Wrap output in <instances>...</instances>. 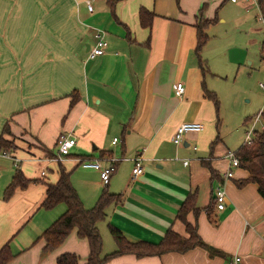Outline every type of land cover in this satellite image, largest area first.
I'll list each match as a JSON object with an SVG mask.
<instances>
[{
	"label": "crops",
	"instance_id": "0c3cea01",
	"mask_svg": "<svg viewBox=\"0 0 264 264\" xmlns=\"http://www.w3.org/2000/svg\"><path fill=\"white\" fill-rule=\"evenodd\" d=\"M242 2L120 0L112 13L107 0H0V138L16 147L2 151L10 157L0 156V249L9 244L13 254L7 264H56L65 253L86 263L89 245L76 230L49 253L39 240L58 219L37 215L44 210L46 183L59 179L60 164L72 171V184L86 209L95 206L105 188L121 196L101 222L118 228L130 242L158 244L169 230L188 237L178 215L195 196L198 212L189 210L186 221L211 250L198 247L141 259L123 255L106 264H234L236 258L239 264H264V199L257 184L239 185L249 173L233 168L226 158L241 146L222 153L219 139L212 148L220 138V120L219 107L208 97L213 93L208 86L210 37L196 52L198 23L203 18L218 23L221 7ZM142 9L153 13L150 28L141 25ZM99 31L108 45L103 56L91 60L88 54ZM177 83L186 87L182 97L174 93ZM187 122L202 123L204 129L176 145V129ZM6 125L9 135L3 134ZM63 135L75 138L76 145L64 161H52ZM139 156L144 173L134 181ZM110 157L128 160L118 163L108 186L98 171L78 162L107 163ZM228 170L232 177L225 180ZM18 172L38 181L6 199ZM218 181L227 192L222 211L213 200ZM62 208L64 214L66 206Z\"/></svg>",
	"mask_w": 264,
	"mask_h": 264
},
{
	"label": "trees",
	"instance_id": "16d2710c",
	"mask_svg": "<svg viewBox=\"0 0 264 264\" xmlns=\"http://www.w3.org/2000/svg\"><path fill=\"white\" fill-rule=\"evenodd\" d=\"M120 0H107L111 7L112 13L116 3ZM260 17L264 22V0H256ZM140 22L144 28H150L153 19V13L142 9L140 11ZM214 20L202 19L198 25V45L196 52L199 54L209 40V35L206 33L207 27L215 22ZM262 57L264 60V42L262 43ZM201 67L205 70L206 63L201 62ZM208 97L214 102L216 108L219 107V102L213 93L208 92ZM75 100L72 102V105ZM264 122V110L262 112ZM4 135L11 134L10 128L6 125L3 130ZM255 139L253 142L244 143L236 152V156L240 162V168L249 173V176L239 181L240 186H245L250 183L258 185V192L264 199V130L255 131ZM218 139L212 144V148L219 141ZM16 147L13 143L6 140L3 136L0 138V152L12 151ZM212 177L217 175L212 171ZM72 171H68L63 165H59V179L56 183H46V196L41 205L44 210H51L60 204L66 206V211L62 214L40 237L45 245L43 251L46 253L55 251L59 248L68 236L76 230L79 239L87 240L89 245V255L85 264H106L110 260L123 255H134L137 258H145L151 256H161L166 253H186L194 248L210 247L201 239L197 232V227L190 225L186 221V215L189 210L198 209L193 205L195 196L189 197L179 211V218L186 224L188 237L169 230L164 239L158 243H148L144 241L130 242L125 235L116 227L110 225L109 231L112 235L117 249L107 255H103V238L98 228V223L105 220L106 210L121 201V196L111 194L106 188L103 190L95 206L91 209H86L72 184ZM38 180L26 178L22 172L16 173L12 182L6 190L5 198L9 199L17 188H27L31 183ZM220 183V181H218ZM215 204V198L213 195ZM213 204L207 210L210 217L212 216ZM211 219V218H210ZM211 250V249H210ZM13 258L9 244L4 245L0 249V264H7ZM56 264H79V256L75 253H65L60 255Z\"/></svg>",
	"mask_w": 264,
	"mask_h": 264
},
{
	"label": "rangeland",
	"instance_id": "374dc122",
	"mask_svg": "<svg viewBox=\"0 0 264 264\" xmlns=\"http://www.w3.org/2000/svg\"><path fill=\"white\" fill-rule=\"evenodd\" d=\"M217 16L219 22L206 30L210 37L208 86L219 102L220 150L226 153L235 152L245 143L256 117L264 110V60L260 48L264 40V23L255 0H245L237 5L227 3L218 10ZM212 105L215 108L213 102ZM262 126L260 119L254 129L261 130ZM62 207L64 204L41 210L37 218L47 213L55 221L63 214ZM104 223L98 225L103 238V255H107L117 248Z\"/></svg>",
	"mask_w": 264,
	"mask_h": 264
},
{
	"label": "built area",
	"instance_id": "2783aa9c",
	"mask_svg": "<svg viewBox=\"0 0 264 264\" xmlns=\"http://www.w3.org/2000/svg\"><path fill=\"white\" fill-rule=\"evenodd\" d=\"M233 3H236L238 1H245V0H230ZM257 4V3H256ZM87 5L90 11L93 10V6L91 1H87ZM262 20V19H261ZM263 22V20H262ZM264 23V22H263ZM97 41L93 47L90 48L88 57L89 59L93 60L98 57H101L105 54V49L108 45L105 34L103 31H99L97 34ZM174 93L177 97H182L185 94L186 87L183 83H177L173 87ZM262 112L259 113V115L256 117L255 123L258 122L260 119H262ZM255 123L254 126L250 131L247 133L246 141L245 143L249 144L254 141L255 136ZM204 125L202 123H195V122H187L181 124L177 129L173 137V142L176 145H179L182 143L186 135L190 133H198L203 131ZM262 131L264 130V127L261 129ZM118 139H114L113 144H116ZM76 145V139L71 137L70 135H63L60 137L58 141V154L56 157L52 158V161L55 162H62L64 161L67 157L70 156L71 150L74 148ZM0 156L3 157H10V154L7 152H0ZM226 158L231 162V166L233 168L240 167V162L238 157L236 156L235 153H228L226 155ZM128 160L125 157L122 158H114L110 157L108 162H103L100 160H92V159H79L78 162L80 166L84 169H91L98 171L100 173V179L101 182L104 186H108L110 184L112 175L115 173L117 169V165L119 162ZM143 159L141 156L137 157L135 159V166L133 168L132 172V180L136 181L138 180L144 173V163ZM189 161L186 160L184 161L185 165H188ZM46 175V171H42V176ZM232 177V172L227 171L224 175L225 180L230 179ZM213 195L215 198V206L217 210H224L226 209L227 205V192L225 188L224 182L218 183L214 189H213ZM234 264H239L240 259L236 258L234 259Z\"/></svg>",
	"mask_w": 264,
	"mask_h": 264
}]
</instances>
